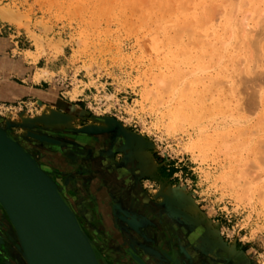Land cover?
Instances as JSON below:
<instances>
[{"label": "rangeland", "instance_id": "obj_1", "mask_svg": "<svg viewBox=\"0 0 264 264\" xmlns=\"http://www.w3.org/2000/svg\"><path fill=\"white\" fill-rule=\"evenodd\" d=\"M169 1L167 0V4H165L171 8L170 3V6L168 5ZM173 1L174 4L186 3V0ZM193 1L187 0L188 4L185 6L191 5ZM200 1L203 2L204 0H195V4L191 6V9L189 8V11L182 4H179V7L174 5V9L177 6L176 9L178 8V10L173 9V13L170 8H168L169 10L164 9L165 4L162 2L163 6L157 4L159 0L157 2L156 0H0V43L5 44V54L18 58V52L21 49H32L33 52H27L25 55L26 59L32 62L30 65L35 64L39 57H43L49 67L53 69L50 73L43 71L39 74V79L44 74L46 78H49V83L36 86L43 90V93H39L42 96L23 97L14 101L0 100V127L4 128L19 143L20 139L32 143L36 151L49 150L48 148H53L57 144L66 145V143H60L55 137L56 132L62 133L63 131H48L42 127L32 126L26 121V119L30 120L36 116L37 113L39 114L40 111L46 110V107H50L68 115L72 114L71 116L74 117L73 125L76 129L71 132L64 131V133L71 134L76 140L85 143L91 139L78 137L79 135L76 136L75 133L89 126H100V124L101 126L105 125L103 127L117 126L125 132L137 134L145 142V146L138 148L134 153L140 158V161H143L139 179L141 189L148 199L162 210L163 191L168 186L177 185V187H181L182 191L193 199L198 208L199 216L210 220L227 247L233 246L235 249L233 254H230L227 249L222 250L219 258H216L219 260V264H264V110H262L264 105H258L256 108V104L253 108L248 104V95L252 90H249L251 87L245 83L252 82L248 79L251 74L253 77L255 76V71H250L251 74L247 72L245 74L247 79L242 76L244 75L242 74L243 71L246 73V65L252 66L256 63L261 65L263 69L264 66L260 61V64L256 62L260 56L257 58L258 60H254L255 63L250 61L251 46L248 42L245 44L246 47L242 46L244 44L238 42L241 36L231 35L234 33L231 32V29L233 31L234 25H237L234 19L235 14L238 19L236 16L235 18L240 22L244 16L246 18L249 16L246 21L250 24L259 20H252L257 17L251 10V13H248L249 7L247 10L241 8L243 5L247 6L245 5L247 1L244 0L245 4L241 5L242 0V2L239 0L240 3L231 0V2L240 5L232 3L233 8H235L230 9L232 12H229L233 15L232 19L229 15L231 20L229 21V18L226 20L234 24V27L231 25L233 28H230L228 27L230 23L228 24L221 18L229 14L226 12L230 6L232 7L230 1L224 2L223 0L226 4H222L221 0L219 2L216 0L218 2L216 7L214 0L203 3ZM249 1L248 6L252 5L254 11L260 10V7L262 9L264 4H261L263 0H258V7L255 5L256 1L254 2L255 6L252 4L254 0L252 3ZM208 2L214 4L217 12L221 11L218 14L214 9L215 13L212 11L214 14L212 12L207 14H210V17L215 16L213 19L217 24L220 23H218V19L222 23L226 22L223 24L228 27L226 32L229 36L227 39L225 36V39L222 37V31L227 30V28L221 23L220 25L225 27L224 30L222 26L221 28L220 25H215L212 18L211 21L206 20V22H211L213 25L208 24L209 28L207 26L204 28V24H207L204 20L207 18L203 17L204 14L201 15L204 12L202 6L207 5L210 8V5L206 4ZM125 3L126 5H124ZM224 5L229 6L226 8ZM236 6H239V9H236ZM159 8L164 9V13ZM238 10L239 12L243 10L242 13L244 14L238 13ZM3 11L9 12L15 21L10 22L3 19ZM262 12L261 10L260 14H257L263 16ZM186 14L192 15L191 24L187 22L189 18H186ZM252 14L253 16H251ZM201 17L205 19L203 20ZM171 22L173 23L171 24ZM163 25L167 30H165L166 32L162 30ZM214 25L216 27L213 28ZM207 28H217L215 29L216 34L213 29L212 32ZM205 29L207 32L210 31L209 34L212 32L211 34L216 36L220 34H217V31L222 30L221 36L218 35L215 39L213 38L214 35L211 36L210 34L209 36ZM239 30L241 31V29ZM254 33L252 34L253 38ZM225 34L227 35V33ZM166 35H170V41L165 38ZM174 35H178L176 37H178L179 42ZM204 36L206 38L211 37L209 39L212 41L209 40L210 43H206L208 38L206 39ZM231 36H234L235 40ZM248 37L250 39V36ZM171 38L176 40L173 39L175 40L173 41ZM222 38L224 39L223 43ZM213 39L214 42L217 40L215 44H212ZM225 40H228L227 44H224ZM229 41L234 43L230 44ZM236 42L240 44L241 52L248 51L247 54L243 52L242 54L239 51V44L237 45ZM216 43H221L219 44L221 47L217 46ZM205 44L214 45L213 49L206 48ZM235 44L238 47L236 50L242 56L241 58L239 54L235 57L237 54V51L234 54L235 49L233 50ZM215 46L219 47V54L216 53L215 49L217 48ZM241 46L247 50H243ZM223 47L229 50H227L228 55L231 54L230 50L233 52L232 55L234 54V56L230 59L231 61L235 62L234 60L240 58L237 60L238 66L240 63L239 67H242V63H244L243 67L247 63L244 68L242 67V70L244 69L242 72L237 65L233 68L234 70L231 69L237 62L231 63L232 66L229 67V58L226 59L228 55L225 54L227 51ZM247 47L250 49L248 50ZM255 54L257 53L255 52ZM217 55L218 57L221 55L222 58L225 56L227 61L224 58L223 60L220 59L221 57L218 58ZM245 55L249 57L247 58ZM243 56L245 57L244 62L241 60L244 58ZM257 56L255 55V59ZM229 57L231 58V56ZM262 57L264 58V56ZM262 57L260 60H263ZM246 59H249L248 61L251 63L247 62ZM44 61H40L37 65H44ZM225 62L227 65L225 64L223 67ZM221 67L226 70H222ZM235 69H238L242 78L239 77L240 75ZM221 71L224 72L225 79L223 76L219 77L222 74ZM207 72L212 76L208 78ZM234 73L235 75L237 73V76L235 78L234 75L233 79ZM216 75L217 78L213 77ZM262 75L261 77H263ZM212 77L215 78L216 83L217 79L220 80L216 92V89L213 90L216 83L213 82ZM222 78L227 82L229 81L224 85L227 86L226 88L231 89L228 85L232 84L234 85L233 89L235 87L236 90L239 87L246 89L244 92L243 89L238 90V94L241 91L240 96H238L240 99L237 97L239 102L236 100L237 98H228L230 90L223 88L222 84H225L226 81H222ZM35 80L38 79L35 77ZM208 80L211 82L210 85L214 84L213 88L210 87L212 91H209L208 87V89L205 88L209 85ZM204 82L206 83L204 84ZM220 82H224L221 84L222 88ZM255 82L253 80L251 83L254 89H257L255 87L260 84L261 87L264 84L259 82L260 84H256V86ZM249 83L248 85H251ZM225 89L229 91L226 92ZM233 89H231L232 93L237 94V91ZM219 90H223L224 92L220 91L221 94L227 93V96L223 94L220 96ZM209 92L210 94H208ZM232 99L233 104L236 101L237 104L233 105ZM231 105L233 106L231 107ZM234 119H239L241 122ZM105 138L110 140H108L110 149L115 148L112 138L108 135ZM26 151L30 150L26 149ZM120 152L119 150L116 153ZM41 157L54 166L62 163L60 156H56L54 153ZM36 159L42 165L38 155ZM105 160L110 161L113 165L111 169L121 165L120 163L114 165L110 157L104 159L103 163L106 162ZM93 161L83 160V163L90 168L89 164H92ZM95 164L98 163L94 162L92 168L93 172L97 173ZM44 170L58 185L62 184L63 193L76 206L82 227L87 226L94 233L98 227L95 216L97 209L90 201L84 200L83 197L79 198L83 192L80 190V183L77 182V175L71 177L64 170L60 172L52 169L53 174L50 173V168H44ZM97 175L99 177V173ZM92 179L96 178L88 176L82 178L90 186L89 189L95 187V185L92 186ZM74 189L78 190V194L73 192ZM83 202H88L90 211L94 214L93 218L86 219L85 215L80 212L81 206L79 207V205ZM164 207H166L165 204ZM0 209L6 217L1 207ZM129 212L130 210H127L124 213V219H126L123 224H129ZM164 213L176 220L180 229L183 230V232H177V235L180 240L184 238L189 226L182 223L175 215H169L165 209ZM163 227L164 230H169L173 225L169 222H163ZM175 227L174 225L173 228ZM202 227L197 226V223L195 225V229L200 231ZM122 231L130 241V236L124 231V228ZM109 238L110 236L106 232H98L95 242L103 247L98 248V253L92 244L96 256L98 254L100 257L98 258L100 263L104 260L110 264H139L133 257L131 247L125 249L122 248L121 244L117 248L110 247L107 244V242L111 243ZM14 240L16 244L14 248H16L18 256L23 259L24 264H27L18 249L17 238L15 237ZM151 242L155 244L153 241ZM0 246L3 250L7 248L4 243ZM192 249L198 258H203V251L199 246Z\"/></svg>", "mask_w": 264, "mask_h": 264}, {"label": "bare ground", "instance_id": "obj_2", "mask_svg": "<svg viewBox=\"0 0 264 264\" xmlns=\"http://www.w3.org/2000/svg\"><path fill=\"white\" fill-rule=\"evenodd\" d=\"M141 1V0H140ZM164 1V2H163ZM171 1H172V3H171ZM180 1V0H179ZM193 1V0H192ZM195 1V0H194ZM194 1L193 2H191L190 4L191 5H187V7L185 6L186 4H188L187 3V0H186V3L184 2V3H179V4H182V6H185V8H186V10L188 9V11H189V8L191 9V6H193L195 3H194ZM196 1H198V0H196ZM204 1H209V0H204ZM203 1V2H204ZM218 2H219V0H217ZM230 1V2H229ZM235 1H237V2H239V0H235ZM241 1V0H240ZM243 1V2H242ZM241 2L242 3H240L241 5L244 3V0H242ZM247 1V3L245 4V5H247V6H244L243 5V7L241 6V8H244V9H246L247 10V7H249L248 8V10H249V12L248 13H251V12H253V14L255 15V17H257V18H251L253 21L255 20V19H257V20H259V21H254L253 23H255V24H253V23H248V21H246V19H248L249 18V16L246 18L245 16L242 18V22H240L239 20L237 21V15L235 14V16H236V18H235V16H234V19H235V21L237 22V23H235V24H239V23H241V24H239L238 25V27H237V25H234V24H232L231 22H228V21H226V20H228V18H229V15H230V17H231V19H232V16L233 15H231V13H229V12H232L230 9H232L233 8V5H232V3H235V2H231V0H224V2H229L231 5H232V7L230 8H228L227 9V12L225 11V10H222L221 8V10L222 11H225L226 13H229L228 15L224 12V15H225V17L223 18V17H221L223 20H225L226 22H228V24L230 25V26H228V27H230V28H233L234 26V29H233V31H232V29H231V32H234L233 34L231 33V35H234V34H236L237 36L238 35H240L241 36V38L238 40V42L240 41V43H242V44H244V45H242V46H245L246 47V45L245 44H247L246 42H248V44L251 46V49H252V51H251V49L250 48H248L249 47V45H248V50L250 49V61H254V60H258L257 58L260 56V57H262V56H264V4L262 5V9H261V7H260V10H253L252 9V5L250 6H248V1L249 0H245V2ZM256 1V2H255ZM260 1V0H259ZM262 1V0H261ZM124 2V1H123ZM134 2V1H133ZM156 2H157V0H156ZM167 4V0H159V3L157 2V4H159V5H161V6H163V4ZM176 2V1H175ZM200 2H202V1H200ZM202 2V3H203ZM211 2H213L212 0H211ZM214 4H215V7L217 6L216 5V3L218 4V2H216V0H214ZM221 2H222V4H226V3H224L223 2V0H221ZM249 2H251L252 3V0L251 1H249ZM256 4H255V3ZM127 3V2H126ZM126 3L124 4V5H126ZM130 3H132V2H130ZM169 3H170V5H171V8H172V6H173V8L171 9L170 7H168V6H166V4H165V7H164V9H167V10H169L168 8H170V10L171 11H173V13H174V10H178V8L176 9V7H175V9H174V5H178V7H179V4H177V3H175L174 4V1L173 0H170L169 2H168V5H169ZM197 3V2H196ZM199 3V2H198ZM202 3H200V6H202L201 4ZM228 3V4H229ZM258 0H254L253 1V5L255 4V5H258ZM262 3H264V0L261 2V4ZM123 4V3H122ZM134 4V3H133ZM139 4V3H138ZM206 4H209V2L208 3H206ZM205 4V5H206ZM213 4V3H212ZM211 3L209 4L210 5V8H209V6L207 7V5L205 6V7H203L202 6V9H203V11L205 12H203V13H201V15H203V17L205 16L207 19H203L202 17V19L204 20V22H206V20H210L211 21V18H212V22H215V20L213 19L215 16H212V17H210V14L208 15L207 13H211L212 11L215 13V10H216V12H217V9L214 7V4L212 5ZM222 4H221V6H222ZM235 4H237V5H240V4H238V3H235ZM235 4H234V6H235ZM260 4V5H261ZM169 5V6H170ZM220 5V4H219ZM254 5V6H255ZM135 6V5H134ZM144 6V5H143ZM225 6V5H224ZM229 6V5H228ZM227 5L225 6L226 8L228 7ZM154 7V6H153ZM152 7V8H153ZM158 7H160V6H158ZM198 7H199V5H198ZM214 7V8H213ZM219 7V6H218ZM239 6H236V9L238 8ZM257 7V6H256ZM258 7H259V5H258ZM163 8V7H162ZM206 10H208V11H206ZM211 8H213V10H211ZM226 8H223V9H226ZM251 8V9H250ZM138 9V8H137ZM141 9V8H140ZM160 9V8H159ZM164 9H160V10H162V12H163V10ZM174 9V10H173ZM215 9V10H214ZM233 9H235V8H233ZM239 9V8H238ZM256 9H258V8H256ZM150 10V9H149ZM218 10H219V8H218ZM246 10H244L245 12H246ZM250 10H251V12H250ZM261 10L263 11L262 12V15L263 16H260V15H258L257 13H259L260 14V12H261ZM137 11V10H136ZM141 11V10H140ZM146 11V10H145ZM242 12H243V10H241ZM260 11V12H259ZM161 12V11H160ZM165 12H166V10H165ZM212 12V13H213ZM219 12V11H218ZM217 12V13H218ZM221 12V11H220ZM219 12V13H220ZM242 12H239V10H238V13H242ZM164 13V12H163ZM213 13V14H214ZM218 13V14H219ZM237 13V12H236ZM237 13V14H238ZM242 14H244V13H242ZM241 14V15H242ZM253 14L251 15V16H253ZM256 14H257V16H256ZM187 15H190L191 17H187ZM246 15V14H245ZM250 15V14H249ZM218 16H220V15H218ZM226 16H228V17H226ZM2 17H3V19H5L6 21H10V22H14L15 21V19L14 18H12V15L9 13V12H7V11H3L2 12ZM209 17H210V19H209ZM260 19H259V18ZM186 18L188 19L189 18V20H187V22L189 23L190 21H191V19H192V15L191 14H186ZM200 18V17H199ZM219 18V17H218ZM227 18V19H226ZM202 19H200L201 20V22H202V24H204L203 23V21H202ZM216 19V18H215ZM230 18H229V21L231 20ZM214 20V21H213ZM222 20V21H223ZM252 20H250L249 19V21H251L252 22ZM217 21V20H216ZM224 21V22H225ZM221 23V24H223L222 22H221V20L219 21V19H218V23ZM225 22V23H226ZM239 22V23H238ZM173 22H171V24H172ZM175 23H177V22H175ZM207 24L205 25L204 24V28H205V26H207L208 24H212L213 25V23H211V22H206ZM220 23L219 24H217L216 22H215V25L217 24V25H220ZM190 24H191V22H190ZM189 24V25H190ZM227 24V25H228ZM165 25V24H164ZM163 25V26H164ZM212 25H209L210 27H212ZM213 26V28L214 27H216V26ZM224 25V24H223ZM223 25H220V27L222 26L223 27V30L225 29V27L227 28V30L225 29L224 31H222V30H220L219 32L217 31V34L218 33H220L221 34V31L223 32V34H225V33H227V35L225 34V35H223L222 34V37L224 38V36L226 37V39H227V37L229 36V34H228V32H226V31H228V27L226 26V24L223 26ZM233 27H232V26ZM163 26H160V27H162L163 28ZM165 26H167V25H165ZM165 26H164V28L162 29V30H166L165 29ZM171 26V25H170ZM174 26V25H173ZM208 27V26H207ZM218 27V26H217ZM221 27V28H222ZM157 28V27H156ZM167 28V27H166ZM209 28V27H208ZM207 28V30H211L212 31V29H208ZM230 28H229V30H230ZM172 29H174V28H172ZM215 29H217V28H215ZM215 29H213V31L215 32V34H216V30ZM239 29H241V31L239 30ZM206 30V29H205ZM204 30V31H205ZM207 30H206V33H208L209 34V32H207ZM167 31V30H166ZM165 31V32H166ZM212 31V32H213ZM157 32V31H156ZM211 32V33H212ZM255 32V33H254ZM168 33V32H167ZM175 33V32H174ZM205 33V32H204ZM203 33V34H204ZM206 33L204 34V35H206ZM210 33V34H211ZM241 33V34H240ZM255 34L254 35V38H253V35L252 34ZM170 34V33H169ZM207 34V35H208ZM210 34H209V36H210ZM220 34H218V35H220ZM214 34H211V36H213ZM217 35V36H218ZM235 35V36H236ZM166 36H170V35H166ZM165 36V38H167L169 41H170V37L168 38V37H166ZM175 36V35H174ZM173 36V37H174ZM176 36H178V35H176ZM175 36V37H176ZM216 35H214L213 36V38H217V36L215 37ZM221 36V35H220ZM219 36V38L221 39V37ZM248 36H250V39H248L249 37ZM172 37V36H171ZM205 38H206V36H204ZM232 37V36H231ZM230 37V38H231ZM234 37V36H233ZM232 37V39H234L235 40V38H233ZM248 37V38H247ZM252 37V38H251ZM164 38V37H163ZM208 38V39H207ZM206 39L208 40L207 42H206V40H205V42L206 43H210V41H212V39L210 40L209 38H211V37H207ZM218 38V39H219ZM222 38V43H223V40L225 39H223ZM172 39V38H171ZM173 39H175V38H173ZM172 39V40H173ZM176 39L178 40L177 42H179V39H178V37H176ZM175 39V40H176ZM171 40V41H172ZM175 40H173V41H175ZM210 40V41H209ZM249 40V41H248ZM251 40V41H250ZM220 41V42H221ZM227 41L228 40H225V42H224V44L226 43L227 44ZM237 41V40H236ZM215 42H217V40H215ZM215 42H214V39H213V43L212 44H215ZM218 42H219V40H218ZM243 42H245V43H243ZM250 42V43H249ZM170 43V42H169ZM208 43V44H209ZM229 43H230V41H229ZM234 43V42H233ZM233 43H230V44H233ZM166 44H167V42H166ZM212 44H210V45H212ZM217 44V43H216ZM219 44H221V43H218L217 44V46H220ZM229 44V46L231 47V45ZM236 44H237V42H236ZM236 44H235V48L233 47V50L235 49V52H234V54H236V48L238 49V47L236 46ZM239 44V43H238ZM237 44V45H238ZM207 47L206 48H212L214 45H212L211 47H209L210 45H207V44H205ZM168 46V45H167ZM217 46H215V48H217ZM229 46H227V47H229ZM239 46V51L241 52V50H240V44L238 45ZM241 46V47H242ZM221 47V46H220ZM229 47V48H230ZM164 48V47H163ZM214 48V49H215ZM223 48H225V47H223ZM213 49V48H212ZM226 49V51L228 50L227 48H225ZM224 49V50H225ZM232 49V48H231ZM242 49L244 50H247L246 48H243L242 47ZM220 50H221V48H220ZM254 50H255V52L258 54V56H257V54H255L257 57H256V59H255V55H254ZM163 51V50H162ZM212 51H214V50H212ZM215 51H216V53L217 54H219L220 52H219V47L217 48V49H215ZM214 51V52H215ZM229 51V50H228ZM228 51L227 52H225V54H226V56L228 55L227 53H228ZM213 52V53H214ZM219 52V53H218ZM221 52H224V51H221ZM230 52H231V54L230 55H228L227 57H226V59L227 58H229L228 60V62H229V67H231L232 66V64L231 63H236L237 62V60H240V58L242 57V56H240L241 54H239V52L237 51V54H236V56L235 57H237L238 56V54H239V56H240V58L238 59L237 58V60H234L235 62H233V61H231L230 59H232V56H234V54L232 55V51L230 50ZM229 52V53H230ZM243 52V51H242ZM241 52V53H242ZM248 52V51H247ZM247 52H243V53H246L247 54ZM254 52V53H253ZM170 53V52H169ZM213 53H212V55H213ZM242 53V54H243ZM207 54V53H206ZM251 54H252V56H254V57H252L251 56ZM208 55H210V54H208ZM207 55V56H208ZM212 55H210V57H212ZM216 55V54H215ZM221 55H222V53H221ZM221 55H220V57H221ZM249 55V54H248ZM224 56V55H223ZM229 56H231V58L229 57ZM215 57V56H214ZM213 57V58H214ZM217 57H218V55H217ZM220 57H218V58H220ZM225 57V56H224ZM223 57V58H224ZM244 57V56H243ZM245 57H249V56H246L245 55ZM245 57L244 58H242L241 60H243V62H244V60H245ZM260 57H259V60L258 61H256V62H258L259 63V61H260V63L261 64H263V66H264V63H262V62H264V58H263V60H260ZM216 58V57H215ZM223 58L221 57L220 59H222L223 60ZM210 59H212V58H210ZM219 59V60H220ZM225 58H224V60H226ZM233 59H235V58H233ZM253 59V60H252ZM249 59H246V61L247 62H249L248 61ZM208 61V60H207ZM215 60H213V62H214ZM227 61V60H226ZM245 61V62H246ZM212 62V61H211ZM216 62V61H215ZM221 62V61H220ZM239 62H241V61H239ZM209 63V62H208ZM249 63H251V62H249ZM248 63V64H249ZM253 63H255V61L253 62ZM259 63V64H260ZM212 64V63H211ZM215 64V63H214ZM213 64V65H214ZM225 64H226V62L222 65L223 67L225 66ZM243 64L244 63H242V67H243ZM247 64V63H246ZM245 64V65H246ZM227 65V64H226ZM236 65L238 66V62H237V64H235V66H232V70H234L233 68L234 67H236ZM245 65H244V67H245ZM239 66H240V63H239ZM238 66V67H239ZM258 64H256L255 63V65H252V66H249V65H246V67H245V72L246 73H244V69L242 70V67H237L238 69H240L241 70V72L243 71V73L242 74H244V75H242V76H245L244 77V79L247 77L245 74H247V72H248V74L250 73L251 74V72H253V71H255L254 72V74H255V79H253L254 77L252 76V74L250 75V78H249V76H248V80H251L252 82H253V80H255L256 82H255V85L256 84H260V83H264L263 81H264V69L263 68H261V65L259 66V68H258ZM223 67H221L222 68V70H226V69H224ZM227 67V66H226ZM243 67V68H244ZM255 67V68H254ZM247 68V69H246ZM258 68V69H257ZM206 69V68H205ZM204 69V70H205ZM208 69V68H207ZM229 69V68H228ZM228 69H227V71H228ZM238 69L236 70V72H238V74L240 75L239 77L240 78H242V76H241V73L238 71ZM255 69V70H254ZM209 70V69H208ZM231 70V71H232ZM257 70V71H256ZM230 71V70H229ZM251 71V72H250ZM222 72V71H221ZM220 72V73H221ZM235 72V71H234ZM208 73V72H207ZM217 73H219L218 72V70H217ZM223 73L224 72H222V74H218L219 75V77L220 76H223ZM262 73H263V75H262ZM209 74V73H208ZM207 74V75H208ZM212 74V73H211ZM231 74V73H230ZM214 75V74H213ZM225 75V74H224ZM235 75V73L232 75V77ZM261 75L263 76V77H261ZM210 76H212V75H210L209 74V76H208V78L210 77ZM229 76H231V75H229ZM236 76H237V73H236V75L234 76L235 78H236ZM205 77H206V74H205ZM213 77H215V78H217L218 76L216 75V76H213ZM212 77V78H213ZM234 77H233V79H234ZM251 77H252V79H251ZM215 78H213L214 80H215ZM221 78V77H220ZM223 78L225 79L226 77H224L223 76ZM222 78V81H226V80H224ZM238 78V77H237ZM211 79V78H210ZM244 79H243V81H244ZM247 79V78H246ZM213 80V82L214 83H216V80L214 81ZM179 81V80H178ZM209 81V80H208ZM207 81V82H208ZM220 81V80H219ZM218 79H217V85L215 84H212V85H210L211 84V82L209 81V85L208 86H206L205 88H207L209 91H212L211 89H210V87H212L213 88V85L215 86V88H213V90L214 89H216L215 90V92L218 90L216 87L217 86H219L218 85ZM177 82V81H176ZM229 82V81H228ZM227 81L225 82V84H222V83H224V82H220L219 84H220V86H221V84L224 86V85H226L227 83H228ZM238 82V81H237ZM251 82V83H252ZM258 82V83H257ZM260 82V83H259ZM206 82H204V84H205ZM243 83V82H242ZM248 83L249 82H247V84L245 83V85H247V86H249V87H251V88H249V90H252V92H250V94L248 95V104H249V106H253V108L255 107L254 105H256V108L258 107V105H264V88H263V85H262V87H261V84L259 85V86H257V87H255V88H257V89H254L253 88V85L251 84V83H249V84H251V85H248ZM165 85V84H164ZM164 85H163V87H164ZM168 86V85H167ZM223 86H221V88L223 87ZM230 86V88L231 89H233V87H234V85H232V84H230V85H228V87ZM240 86V85H239ZM227 87V86H226ZM225 86L223 87V88H226ZM221 88H219V89H221ZM248 88V87H247ZM165 89V88H164ZM226 89H229V88H226ZM225 89V91L226 92H228L229 90H230V95H229V93H228V98H237L238 96H240V92L241 91H239V94H238V90L240 89V90H242L243 92H244V90L246 91V89L244 88V87H242V88H237L238 90H236V87H235V89H233V90H236L237 91V94H234V93H232V91H231V89H229V90H226ZM167 90V89H166ZM204 90H206V89H204ZM254 90V91H253ZM222 92L223 90H219V92ZM247 91H248V89H247ZM206 92V91H205ZM221 92L219 93L220 94V96L223 94H221ZM224 92V91H223ZM249 92V91H248ZM212 93V92H211ZM208 94H210V92L208 93ZM213 94V93H212ZM219 94H218V96H219ZM227 94V93H226ZM225 93L223 94L224 96H227ZM237 95V96H236ZM73 96V95H72ZM219 96V97H220ZM208 98H209V95H208ZM239 98V97H238ZM238 98L236 99L238 102H239V100H238ZM233 99H232V104H233ZM240 99V98H239ZM223 100V98L221 99V101ZM225 100H227V99H225ZM225 100L223 101L224 103H225ZM236 100H234V101H236ZM228 101H231V99L229 100L228 99ZM227 101V102H228ZM237 101L234 103V104H237ZM210 102V101H209ZM212 103H213V101H212ZM228 104H229V102H228ZM233 104V105H234ZM211 105V104H210ZM230 105V104H229ZM233 105H231V107L233 106ZM261 105V106H262ZM45 106V105H44ZM221 106V105H220ZM261 106L259 107V109L261 108ZM240 107V106H239ZM264 107V106H263ZM45 108V107H44ZM229 108V107H228ZM255 108V109H256ZM241 109H242V106H241ZM240 109V110H241ZM229 110V109H228ZM262 110H264V108L262 109ZM262 110H260L261 111V113H262ZM223 111V110H222ZM264 113V112H263ZM220 114V113H219ZM72 115V114H71ZM71 115H68V114H65V113H63V112H61V111H58V110H56V109H53V108H50V107H46V110H44L43 112H41L40 111V113L38 114L37 113V115L36 116H34V117H32V118H30V120H27L26 119V121H27V123L28 124H30V125H32V126H38V127H42V128H44V129H47L48 131H52V130H54V131H65V132H71V131H73L74 129H76L75 128V126L73 125V119H74V117L73 116H71ZM223 115V114H222ZM232 115V114H231ZM181 116V115H180ZM207 116V115H206ZM258 116V115H257ZM261 116V115H260ZM225 117V116H224ZM239 117V116H238ZM260 118V117H259ZM246 119V118H245ZM234 120H239V119H234ZM233 120V121H234ZM240 121V120H239ZM241 122V121H240ZM259 122V121H258ZM236 123H238L237 121H236ZM245 124V123H244ZM256 124V123H255ZM259 124H260V122H259ZM263 124V123H262ZM94 125V124H93ZM97 125V124H96ZM99 125V124H98ZM103 126H105V125H103ZM103 126H101V124H100V126H89V127H87V128H84V129H82V130H80V131H78V133H75V135L76 136H78V137H83L84 139H87V140H89L88 138H90L92 141H96V139H97V136L99 135V134H101L102 136H106V135H108V136H110L112 139V142L114 143V147L115 148H117V149H119L121 152H122V154H123V158H122V160H121V162H120V167H118V168H115V169H111L112 167H113V165L110 163V161H108L107 162V160H105L106 162H104V163H101V164H95V166L94 167H96L97 168V173H99V177H100V179L102 180V181H105V182H110V183H112V185H111V192H112V197L110 196V194H109V197H111V199H112V201H113V199H114V201H115V208H116V212H117V214H116V216H117V218L119 219V222H120V225H121V227L122 228H124V231H126L128 234H129V236H130V241H132L134 244H138L139 245V243H138V239H137V235L139 234V228H140V224L142 223V222H140V221H136V220H134V218H131V219H128L129 220V224H123V221L126 219H124V213L127 211V210H132V208H135L134 206H135V204H137L136 202H138L137 201V196H135V193H134V191H133V188H134V186H135V182H137L136 181V179H135V174L137 173V170H139V171H141V168H142V165H143V161H140V158H138L137 156H135V153H134V151H137L138 150V148H142L143 146H145V142L137 135V134H134L133 132H125V131H123V130H120L118 127H116V126H110V127H103ZM246 130V129H245ZM75 131V130H74ZM233 131V130H232ZM247 131V130H246ZM246 133V132H245ZM67 134V133H66ZM104 134V135H103ZM242 134H244V133H242ZM248 134V133H247ZM90 140V141H91ZM243 143V142H242ZM21 144V143H20ZM22 145V144H21ZM240 145H242V144H240ZM247 145H248V143H247ZM243 146V145H242ZM239 147V146H238ZM256 147V146H255ZM243 148V147H242ZM225 149V148H224ZM228 149V148H227ZM141 151H143V150H141ZM226 151V150H225ZM28 153H30V155L32 156V157H34L35 159H36V156L33 154V153H31L30 151H27ZM37 160V159H36ZM55 160V159H54ZM57 160V159H56ZM151 160V159H150ZM263 161V160H262ZM261 161V162H262ZM38 162V161H37ZM152 163V162H151ZM38 164H39V168L41 169V171L44 173V174H46V175H48L49 173L46 171V170H44V168L42 167V165L38 162ZM153 168V167H152ZM151 168V169H152ZM115 170V171H114ZM138 174V173H137ZM49 176V175H48ZM0 180H2V181H4V182H7V183H14L15 182V179L13 178V176L4 168V167H2L1 165H0ZM56 184H57V189H58V192H59V194L61 195V197L63 198V201H64V203H65V205L73 212V214H74V216L77 218V220H78V223L80 224V226H81V228L83 229V231H84V233L86 234V236L88 237V239L90 240V242L92 243V244H94L93 243V240H92V238H91V235L86 231V229L84 228V227H82V224H81V222H80V219H79V217H78V213H77V209H76V206H75V204H74V202L72 203V201H70L69 199H68V197H65L66 195H64V193L62 194V190H61V188H60V186L58 185V183L55 181V180H53ZM93 182V185L92 186H94L95 185V187H93L92 189H89V193H90V195L92 196V199H93V203H94V205H95V207H96V209H97V213H98V215H99V217H100V220H101V222H102V224L108 229V230H110V231H112L113 232V234H117V233H114V232H117L115 229H114V224H113V219H112V215H111V211H110V207H109V205L107 204V200H108V194H106V192L104 191V190H101V189H99L98 187H97V185H96V183H95V180L94 179H92L91 180V183ZM103 184V183H102ZM108 189V188H107ZM119 190V191H118ZM73 192L75 193V194H78V190H73ZM162 195H163V211H164V209L166 210V211H168V213H169V215H175L178 219H180L181 220V222L182 223H186L188 226H189V228H188V232H187V235H185L184 236V238H182L181 240L179 239V237H178V235H177V242H179L180 243V249L182 250V253L180 252V251H177V250H175V248L173 247V245H172V243L169 245V248H168V250L167 249H159V251L158 252H156L155 250L153 251V250H151L150 248H142L141 250H140V248H132V254H133V257L135 258V260H137V262L139 263V264H200V261L199 260H201L202 261V259L201 258H198V256L197 255H195V252L193 251V249L192 248H198V246H199V248L201 249V251H203V253H202V255H203V258H206V259H208V258H213V257H216V258H219V254H220V252L222 251V250H224V249H227L228 251H229V253L230 254H233V252H235V249L233 248V246H229V247H227V245L225 244V242L220 238V236H219V233H218V231L214 228V226L212 225V223H211V221L210 220H208V219H206L205 217H200L199 216V214H198V208H197V206L194 204V202H193V199L190 197V196H188L184 191H182V189H181V187H177V185L176 186H168L166 189H165V191H163V193H162ZM82 196L83 195H79V198L81 197L82 198ZM91 199V198H90ZM116 200H117V203H116ZM92 203V204H93ZM112 203V202H111ZM0 204L2 205V203L0 202ZM82 204V205H81ZM80 205H79V207H80V212L83 214V215H85V218L87 219V218H89V219H91V218H93L94 217V214L90 211V208H89V204H88V202H83V203H81ZM110 204V203H109ZM145 204H147L146 202H145ZM164 204L166 205V207H164ZM142 205V204H141ZM2 207L4 208V210L6 211V208H5V206H3L2 205ZM113 207V206H112ZM137 208H139V206L137 207ZM113 210H115V209H113ZM141 210V209H140ZM147 211V210H146ZM149 211H151V210H149ZM141 212V211H140ZM114 214V213H113ZM150 216V215H149ZM7 217V220H8V223H9V225H10V227L12 228V230H13V233H14V235H15V237L17 238V246H18V248L20 249V252H21V254H22V257L24 258V260H26V263L27 264H43V261H44V259H43V255H42V251H41V248H40V246L38 245V242L33 238V237H28V238H24L21 234H20V232H19V230L16 228V226L13 224V222H12V220L8 217V216H6ZM158 217V216H157ZM160 217V216H159ZM115 218V217H114ZM152 218V217H151ZM137 219V218H136ZM143 219V218H142ZM144 220V219H143ZM142 220V221H143ZM200 222V224H198ZM196 223H197V226H203L202 227V229H201V231L200 230H197V229H195V225H196ZM166 228H168V227H166ZM170 228V227H169ZM173 228V227H172ZM106 229V230H107ZM175 229V228H174ZM173 231H175V230H173ZM175 234V233H174ZM145 236V235H144ZM147 236V235H146ZM171 236V235H170ZM117 237V236H116ZM141 237V236H140ZM146 240L147 241H149L150 240V238H149V236L146 238ZM170 240H171V238H170ZM156 245H157V243L156 242H158V239H153L152 240ZM171 241H173V240H171ZM174 242V241H173ZM159 243V242H158ZM161 244V243H160ZM95 246V245H94ZM227 247V248H226ZM158 250V249H157ZM226 250V251H227ZM141 251V252H140ZM225 251V250H224ZM182 254H184V256L182 255ZM95 255H96V253H95ZM200 257V256H199ZM222 257H223V255H222ZM96 259L98 260V258H97V256H96ZM215 259V258H214ZM205 261V260H204ZM98 263L100 264V262L98 261ZM232 263H233V261H232Z\"/></svg>", "mask_w": 264, "mask_h": 264}, {"label": "water", "instance_id": "obj_3", "mask_svg": "<svg viewBox=\"0 0 264 264\" xmlns=\"http://www.w3.org/2000/svg\"><path fill=\"white\" fill-rule=\"evenodd\" d=\"M0 165L15 179L11 184L0 180V202L6 211L0 207L24 238L38 242L43 264H99L92 243L65 205L57 184L2 127Z\"/></svg>", "mask_w": 264, "mask_h": 264}, {"label": "flooded vegetation", "instance_id": "obj_4", "mask_svg": "<svg viewBox=\"0 0 264 264\" xmlns=\"http://www.w3.org/2000/svg\"><path fill=\"white\" fill-rule=\"evenodd\" d=\"M55 137L58 139L60 143H66V145H54L53 148H48L49 150H37L34 149V145L30 142H27L23 139H20V143L28 150L33 152L36 156L38 155L40 158V162L42 163V166L45 169L50 168V173H52L53 170H58L62 172L63 170L65 172H68L71 177H75L77 175L78 183H80L81 192H83V198L84 200L90 201L93 203L92 196L89 193V185L86 184L82 178L83 177H95V183L97 187L101 190H104L106 194H108V200L107 204L110 207L114 229L117 232V234H113L112 231L108 230L101 222L100 217L98 213L95 212L96 220L98 223L97 229H95V232L88 228L87 226H84L86 231L91 235V238L94 243V248L96 249V253L99 252L98 248H103L102 245H98V243L95 242V237H97L98 232L104 231L110 236L109 242H107L108 246L110 247H116L119 246V244L122 245V248H150L151 250H155L156 252L159 251V249H167L169 248V245L172 243L175 250L180 251L182 253V250L180 249V243L177 242V232H183L182 229H180V225L174 220L173 218L169 217L167 214L164 213L163 210L157 205L154 204L153 201L148 199V197L145 195V192L141 189L140 184V175L141 171L137 170V173L135 174V179L137 182H135V186L133 188V191L135 193V196H137V204H135V208H132L129 212L128 218H134L136 221L142 222L140 224L139 228V234L137 235L138 244H134L132 241H129L126 237V235L122 231V227L120 226L119 219L117 218L116 214V208H115V201L111 199L112 192H111V183L105 182L98 177L96 172H93L92 164L103 163L104 159L110 157L112 163L119 164L123 158V154L116 153L119 151L116 148H111L107 138L105 136H97L96 141H88V142H82L79 140H76L74 136L71 134H65L64 132H56ZM106 139V141H105ZM110 141V140H109ZM67 147L66 149L64 147ZM50 151V152H49ZM56 156H60V160H62V163L57 164V166H54L53 164H50L46 160H43L41 156H45L46 154H52ZM59 153V154H57ZM83 160H90L93 161L92 164H89L88 168L86 165H84ZM94 173V174H92ZM53 174V173H52ZM55 176V175H54ZM56 177V176H55ZM70 177V178H71ZM57 178V177H56ZM59 182V180H57ZM75 181V180H74ZM103 183V184H102ZM79 185V184H78ZM60 188L63 191L62 184L60 183ZM84 186V187H83ZM79 187V186H78ZM108 188V189H107ZM119 191V190H118ZM63 194V192H62ZM109 194L111 197H109ZM65 195V194H64ZM66 197V196H65ZM91 198V199H90ZM112 202V203H111ZM145 202L147 204H145ZM110 203V204H109ZM142 204V205H141ZM94 205V203H93ZM95 206V205H94ZM113 206V207H112ZM139 206V208H137ZM94 209V208H93ZM115 209V210H113ZM141 209V210H140ZM147 210V211H146ZM151 210V211H149ZM141 211V212H140ZM114 213V214H113ZM150 215V216H149ZM158 216V217H157ZM160 216V217H159ZM115 217V218H114ZM152 217V218H151ZM137 218V219H136ZM144 220H143V219ZM143 220V221H142ZM100 221V223H99ZM163 222H169L171 225L176 226L175 229L171 228L169 230H164ZM121 227V229H119ZM107 229V230H106ZM175 230V231H173ZM175 233V234H174ZM145 235V236H144ZM147 235V236H146ZM171 235V236H170ZM117 236V237H116ZM141 236V237H140ZM149 236L150 240L147 241L146 238ZM173 240L171 241L170 240ZM15 236L13 233L12 228L10 227L6 217L4 216L3 212L0 209V245L4 243L5 246H7L6 250L0 246V256L3 257V261L5 264H24L23 259H21L17 252L15 247ZM153 239H158L157 245L153 244L151 241ZM113 241V243H112ZM161 243V244H160ZM105 246V244H104ZM140 246V247H139ZM158 249V250H157ZM126 252V251H125ZM184 256V254H182ZM20 258V259H19ZM97 258H100L97 254ZM215 258V259H214ZM214 258H201L202 262L200 261V264H219V260ZM205 260V261H204ZM100 264H110L106 261H101ZM113 264V263H111Z\"/></svg>", "mask_w": 264, "mask_h": 264}, {"label": "crops", "instance_id": "obj_5", "mask_svg": "<svg viewBox=\"0 0 264 264\" xmlns=\"http://www.w3.org/2000/svg\"><path fill=\"white\" fill-rule=\"evenodd\" d=\"M5 49V44L0 43V100L14 101L43 93V90L36 86L49 83V78H46L44 74L39 79V74L43 71L50 73L53 71L52 67H49L43 57H39L35 64L30 65L32 62L28 61L25 55L27 52H33L32 49H21L18 52V58L6 55ZM40 61H44V65H37ZM35 77L38 80H35ZM0 264H5L1 256Z\"/></svg>", "mask_w": 264, "mask_h": 264}]
</instances>
